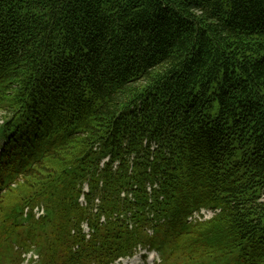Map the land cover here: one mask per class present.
I'll use <instances>...</instances> for the list:
<instances>
[{
    "label": "trees",
    "instance_id": "1",
    "mask_svg": "<svg viewBox=\"0 0 264 264\" xmlns=\"http://www.w3.org/2000/svg\"><path fill=\"white\" fill-rule=\"evenodd\" d=\"M138 246L264 260V0H0V264Z\"/></svg>",
    "mask_w": 264,
    "mask_h": 264
},
{
    "label": "rangeland",
    "instance_id": "2",
    "mask_svg": "<svg viewBox=\"0 0 264 264\" xmlns=\"http://www.w3.org/2000/svg\"><path fill=\"white\" fill-rule=\"evenodd\" d=\"M142 252L144 251L142 250L136 253L132 258H130L129 261L125 260L124 263L128 261L126 264H153V262L145 259V257L141 255ZM246 259V261L244 259L235 260L230 256H221L219 258L199 259L187 264H253V261L248 256H246ZM258 264H264V260L262 259L260 262H258Z\"/></svg>",
    "mask_w": 264,
    "mask_h": 264
},
{
    "label": "bare ground",
    "instance_id": "3",
    "mask_svg": "<svg viewBox=\"0 0 264 264\" xmlns=\"http://www.w3.org/2000/svg\"><path fill=\"white\" fill-rule=\"evenodd\" d=\"M123 263H124V261H123ZM126 263H128V261H127V262H125L124 264H126Z\"/></svg>",
    "mask_w": 264,
    "mask_h": 264
}]
</instances>
